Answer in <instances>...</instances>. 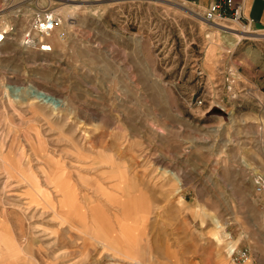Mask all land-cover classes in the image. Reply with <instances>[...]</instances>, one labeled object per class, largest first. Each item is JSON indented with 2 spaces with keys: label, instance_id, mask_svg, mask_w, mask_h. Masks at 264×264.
<instances>
[{
  "label": "rangeland",
  "instance_id": "1",
  "mask_svg": "<svg viewBox=\"0 0 264 264\" xmlns=\"http://www.w3.org/2000/svg\"><path fill=\"white\" fill-rule=\"evenodd\" d=\"M74 1L0 0L8 264L263 263L264 36L229 48L178 0ZM43 7L50 53L22 45Z\"/></svg>",
  "mask_w": 264,
  "mask_h": 264
},
{
  "label": "built area",
  "instance_id": "2",
  "mask_svg": "<svg viewBox=\"0 0 264 264\" xmlns=\"http://www.w3.org/2000/svg\"><path fill=\"white\" fill-rule=\"evenodd\" d=\"M226 10L230 13L228 14ZM203 19L209 23L230 20L251 26V21L242 17L240 6L235 4L233 0H210L207 10L203 12ZM61 24L60 16L48 8L43 7L34 10L31 13L29 26L24 34L22 45L27 48H34L40 53H50L52 48L48 43V39L54 30L61 27ZM8 33L7 30L1 29L0 25V43L3 41L4 35ZM253 186L256 194H264L263 174L253 176ZM230 253L233 261L238 263H244L248 259V254L245 251L235 254L234 250H232Z\"/></svg>",
  "mask_w": 264,
  "mask_h": 264
},
{
  "label": "crops",
  "instance_id": "3",
  "mask_svg": "<svg viewBox=\"0 0 264 264\" xmlns=\"http://www.w3.org/2000/svg\"><path fill=\"white\" fill-rule=\"evenodd\" d=\"M178 1L192 4L202 12L206 11L210 4V0H178ZM233 1L235 4L240 6L242 17L244 19L251 21V27H254L255 29H258V30H264V0H233ZM226 12L228 14L230 13L227 10ZM59 202L61 205H64V206L67 205V200L60 199ZM71 205L74 206L73 201H71ZM55 217L58 218L61 221V223H64L63 221H65V219L62 216L55 214ZM78 230L83 232V230L80 228H78ZM91 240L97 243H101V241H96L92 236H91ZM5 241L6 243L10 244L13 250L12 255L15 256L14 260L19 261V259H21V256L19 255V252L17 251L15 247L16 245L14 244V241L8 235L6 236ZM8 252H10L8 248L2 249L0 247V264L9 263L10 253ZM15 252H17V254ZM256 262H258L257 264H264V262L263 263L259 261H256ZM100 264H104V262L102 263L100 262ZM250 264H254V263L251 262Z\"/></svg>",
  "mask_w": 264,
  "mask_h": 264
},
{
  "label": "bare ground",
  "instance_id": "4",
  "mask_svg": "<svg viewBox=\"0 0 264 264\" xmlns=\"http://www.w3.org/2000/svg\"><path fill=\"white\" fill-rule=\"evenodd\" d=\"M62 1H64L62 2V4L67 6L70 9H77L79 7L76 4V1L74 0H62ZM210 24H212L215 30L222 35L221 37L222 41L224 42L225 46L229 48L235 46L244 37L250 36V37H260L261 38L264 36V35H256L257 32L255 33L254 31L250 29V27L244 26L239 22H234V24H236L234 27L224 25L221 21H215Z\"/></svg>",
  "mask_w": 264,
  "mask_h": 264
}]
</instances>
